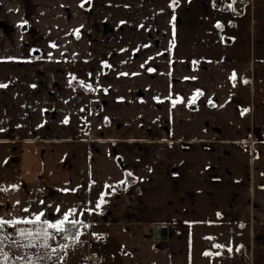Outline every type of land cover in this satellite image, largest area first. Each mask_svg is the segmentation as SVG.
I'll use <instances>...</instances> for the list:
<instances>
[{
    "label": "crops",
    "instance_id": "0c3cea01",
    "mask_svg": "<svg viewBox=\"0 0 264 264\" xmlns=\"http://www.w3.org/2000/svg\"><path fill=\"white\" fill-rule=\"evenodd\" d=\"M0 84V216L264 264V0H0Z\"/></svg>",
    "mask_w": 264,
    "mask_h": 264
},
{
    "label": "snow or ice",
    "instance_id": "6c2138e0",
    "mask_svg": "<svg viewBox=\"0 0 264 264\" xmlns=\"http://www.w3.org/2000/svg\"><path fill=\"white\" fill-rule=\"evenodd\" d=\"M178 2L179 0H173V6ZM83 6L84 5L81 4V7ZM229 7H231V5H229ZM173 19L175 18L173 17ZM220 26V24H217V27ZM78 34L79 30H77V35ZM52 47H56V45L53 44ZM149 71L154 70L149 69ZM121 75H127V73H121ZM234 78L235 75L233 76V79ZM81 83L83 84V82ZM6 87V84H0V88ZM86 87L88 89L92 88L91 85H87ZM197 95H202V93L197 92ZM180 102L179 99L173 101V107ZM190 103H195V97H193ZM209 103L211 104L212 102L209 101ZM64 123H68L67 119ZM0 131H3V129H0ZM127 175L131 176L132 174L127 173ZM120 183L126 184L127 180H122ZM6 191L7 189L0 188V192ZM104 202L102 195L96 207L99 208ZM23 211L27 213L29 209H23ZM57 211H59V209H57ZM75 212V209H71L63 214L62 219H58L55 222L43 218L45 217L44 212H40L33 217L23 218H7L0 216V264H51L54 256H58L61 252L66 255L65 250L69 247V244H58L53 246L51 242H54L57 236H62L65 239H70L73 244L80 243V236L82 233L79 231L74 235H70V233L72 229H76L78 226L88 227V225H85L82 220L70 218L74 217ZM20 225H32L33 227H19ZM9 228L13 229V232H8L7 230ZM217 247L223 246L217 245ZM9 249H13V251H9ZM205 255H209V253L206 252ZM59 259L63 260L64 256H59Z\"/></svg>",
    "mask_w": 264,
    "mask_h": 264
},
{
    "label": "rangeland",
    "instance_id": "374dc122",
    "mask_svg": "<svg viewBox=\"0 0 264 264\" xmlns=\"http://www.w3.org/2000/svg\"><path fill=\"white\" fill-rule=\"evenodd\" d=\"M65 67L70 73L72 70L70 65L67 63ZM71 81L77 82V86H87L85 78L72 79ZM78 91L80 108H82L87 102V95L80 87ZM79 129L84 130V128ZM78 231L82 233L80 243L73 244L70 239H65L62 236L58 237V242L55 240L54 246L69 244V247L65 250L66 255L63 252L59 253L58 256L53 257L51 264H85L87 256L91 252L101 253L102 264H166L168 262V256L164 250L167 243L158 241L155 245L153 237L147 235L141 226L97 227L88 225ZM76 232L70 235H74ZM59 256H64V259L60 260Z\"/></svg>",
    "mask_w": 264,
    "mask_h": 264
},
{
    "label": "built area",
    "instance_id": "2783aa9c",
    "mask_svg": "<svg viewBox=\"0 0 264 264\" xmlns=\"http://www.w3.org/2000/svg\"><path fill=\"white\" fill-rule=\"evenodd\" d=\"M19 227H33L32 225H20ZM8 232H13V229L9 228L7 230ZM56 242H58V236L56 238ZM54 246V242H51ZM9 251H13V249H9ZM103 263V257L101 253L99 252H91L88 254L86 263L85 264H102Z\"/></svg>",
    "mask_w": 264,
    "mask_h": 264
},
{
    "label": "water",
    "instance_id": "95a60500",
    "mask_svg": "<svg viewBox=\"0 0 264 264\" xmlns=\"http://www.w3.org/2000/svg\"><path fill=\"white\" fill-rule=\"evenodd\" d=\"M155 235L157 239H166L167 238V228L165 225H156Z\"/></svg>",
    "mask_w": 264,
    "mask_h": 264
},
{
    "label": "trees",
    "instance_id": "16d2710c",
    "mask_svg": "<svg viewBox=\"0 0 264 264\" xmlns=\"http://www.w3.org/2000/svg\"><path fill=\"white\" fill-rule=\"evenodd\" d=\"M85 224V223H84ZM86 225V224H85ZM70 227V226H69ZM82 227H77L76 229H72V232L70 233V234H72V233H74V232H76V231H78L79 229H81ZM58 237H61V236H58Z\"/></svg>",
    "mask_w": 264,
    "mask_h": 264
}]
</instances>
